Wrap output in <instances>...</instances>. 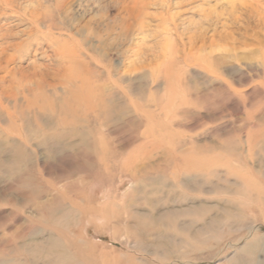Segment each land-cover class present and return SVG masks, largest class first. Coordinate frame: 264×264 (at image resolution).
Listing matches in <instances>:
<instances>
[{"label": "rangeland", "instance_id": "rangeland-1", "mask_svg": "<svg viewBox=\"0 0 264 264\" xmlns=\"http://www.w3.org/2000/svg\"><path fill=\"white\" fill-rule=\"evenodd\" d=\"M6 1L0 35L17 38H0V61L13 57L0 70V264H264V0H176L171 24L146 0L129 32L132 0ZM31 14L76 51L68 80L88 83L73 107L57 88L27 125L2 94L6 70L63 72L53 42L25 47Z\"/></svg>", "mask_w": 264, "mask_h": 264}, {"label": "bare ground", "instance_id": "bare-ground-1", "mask_svg": "<svg viewBox=\"0 0 264 264\" xmlns=\"http://www.w3.org/2000/svg\"><path fill=\"white\" fill-rule=\"evenodd\" d=\"M11 1L12 0H7L6 2L8 3V2H11ZM145 1L146 0H132L133 6L130 9L127 10V12L125 13V15L122 16L120 18V21H119V23H121L120 26H121V29H122L123 32H129V31H131V29L134 28L135 25H137L138 27H141V25H142L141 18L143 16L142 13H141V9H142V7H145L146 6L147 3ZM158 2L162 6L161 7L162 8V10H161L162 11V13H161L162 19L164 21H168V23H170V24L173 23L174 22V17L173 16H170L168 14V11L173 6L178 5L180 3H177L176 0H159ZM33 14H31L28 19L35 24V25L34 24L33 25L36 26L37 29L31 27L32 30H29L30 31V32H28L29 36H27L29 38V40L26 41L25 47L27 45H29L30 43H32V41H30L32 39L33 40L34 39L36 40L35 42H36V45H38V46H42L43 44H41V42L42 41L43 42L46 41L50 48H52V42H53L55 44V48H57L56 50H54V58H56V60L58 61L57 65H55L54 67L56 68L55 69L56 71L59 69L60 72L61 71H63V72L60 75L59 74H56L55 72H53L54 70H52V63L49 64V65H38L35 62H32L31 63V66H30V68L28 70H24V68H22V67H17V68L15 67L11 71H7L6 70L7 75H9L11 77V82H10V85H8V87L6 86L7 89L4 90V91H2V94L4 96H7L10 99V101L12 103V107H13L12 109H15V110H12V111H15L16 112L15 114H17V116H15V115L14 116L16 118L19 117V119L23 122V124H27V125H28V121L25 118V115H27L31 111H34V113H35L36 110H39V109H35L34 106L39 105V106H37V108H40V110H41V109H43L42 106H47L48 104H52V99H54V98H52V93L54 94L56 92L57 88H59V89L60 88L61 89L63 88L65 90H67V91L70 90L69 93H68L70 99L69 98H67V99L64 98V102L65 103H68V104L71 103L72 104L71 107H73L74 104H76V103L78 104L81 101H83V99L81 97V91L83 90V88L84 89L86 88V84L85 83H88L87 80L84 79L83 81H81L79 83L80 84V86H79V85H77L78 83H77L76 79H71V81L68 80V77L67 76L71 73L72 67H74V65L77 64V63L80 64L79 63L80 60L75 55L76 54V51L74 49L71 50L69 48V46H68L67 43H65V42H64V44L63 43H60L59 42V39L54 40V39H51V38L48 37L49 38V40H48L47 37H46V35H44L46 33L41 32V29L38 27V25H36L35 22H36V20H37L38 17L37 16H34ZM216 17H220V16H216ZM204 18H206V20H207V17H204ZM262 20H264V16H262ZM212 24H214V23H212ZM114 28L115 29L117 28L116 25L110 26V28L108 29V31L111 32V31H113ZM25 32L26 31H21V33H25ZM39 33H41V35ZM14 35H15V38H17L16 37V33ZM37 35L40 36V37H38ZM2 37L3 38L4 37H8V38L15 39L14 36H13V34L10 33V32L9 33H7V32L5 33L4 32L3 34L0 35V38H2ZM3 41H5V40H3ZM0 44H2V43H0ZM3 45L6 48L5 47L2 48L3 49V50L1 49L2 51H4L5 49H8V48L9 49L11 48V50L13 51V53L17 54V57L18 58L19 57H22L21 48L23 46H22L21 43H17V44L16 43L15 44L12 43V44H10L9 42H7V43H3ZM0 47H2V46H0ZM163 49H165V48H163ZM39 51H41V50H39ZM34 53L35 54L37 53V50L36 49H35ZM100 53L101 52H99V55H100ZM40 54H41L42 58L43 57H48V58L51 57L52 58V55L46 56V52L45 51H43ZM172 58H173L172 56H170V55L166 56L164 54V57H163V63H164V65L165 64L166 65H170V63H171L170 62V59H172ZM11 59H13L12 56L2 57L1 58V61H0V70L1 69H5L6 66H7V64L11 61ZM2 61L5 63V66H3V67L1 66V62ZM51 62H52V60H51ZM63 63H66L67 64V68L66 69L64 67H60L61 64H63ZM55 64H56V62H55ZM61 68H63V69L61 70ZM67 69H69V70H67ZM106 75H108V74H106ZM69 77H70V75H69ZM52 81H53V84H52ZM111 81H113V80H111ZM12 84H14V86H12ZM105 85H99V84H97V85H94L93 88L94 89H98V90H102L103 88L108 89L109 88L108 83L105 84ZM76 86H78V87H76ZM20 92L21 93H24V92L28 93L27 95L30 98L29 99H25L24 102H20L19 99H18V95H19ZM63 94H65V92ZM68 100L70 102H68ZM86 101L84 103V104H86V109H87L86 112L87 113H89V112L95 113L93 115V117H97V116L100 117L101 116L99 114L100 112H98V114H97L96 111H102V110H99L100 107H98V105H96L97 104L96 101L93 102V103H91L90 101H87V102ZM19 103H21L20 106H19ZM67 108L68 107H66V109ZM70 111H72V110H70ZM6 114H8V113H6ZM75 114H76V112H75ZM72 118H73V116H72ZM9 120L11 122L10 116H9ZM70 120H72V119H70ZM68 121H69V119H68ZM20 126H22V124ZM29 133H32L33 134L34 132L29 131ZM87 137H89V138L91 137L93 139L92 141L89 142V146L92 147L94 150H96L97 149L96 148V146H97L96 145L97 144V140L96 139L99 138V137H95V136H87ZM80 142H83V145H84L83 147H87V144H86L87 143V138L80 139ZM101 142H103V141H101ZM99 164L102 165L104 168L108 167V165L105 163L104 158H102L100 160ZM91 176H93V175H91Z\"/></svg>", "mask_w": 264, "mask_h": 264}]
</instances>
